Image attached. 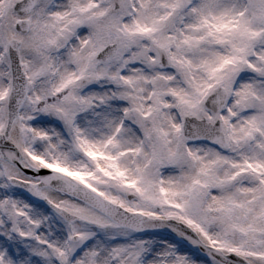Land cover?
I'll list each match as a JSON object with an SVG mask.
<instances>
[{"label": "snow or ice", "instance_id": "snow-or-ice-1", "mask_svg": "<svg viewBox=\"0 0 264 264\" xmlns=\"http://www.w3.org/2000/svg\"><path fill=\"white\" fill-rule=\"evenodd\" d=\"M0 264H264V0H0Z\"/></svg>", "mask_w": 264, "mask_h": 264}]
</instances>
